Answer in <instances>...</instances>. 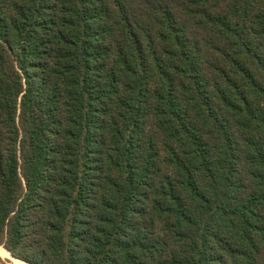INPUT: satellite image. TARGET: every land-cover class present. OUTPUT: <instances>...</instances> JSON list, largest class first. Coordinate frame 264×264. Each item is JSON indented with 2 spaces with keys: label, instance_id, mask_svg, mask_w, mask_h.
<instances>
[{
  "label": "trees",
  "instance_id": "1",
  "mask_svg": "<svg viewBox=\"0 0 264 264\" xmlns=\"http://www.w3.org/2000/svg\"><path fill=\"white\" fill-rule=\"evenodd\" d=\"M0 246L264 264V0H0Z\"/></svg>",
  "mask_w": 264,
  "mask_h": 264
},
{
  "label": "rangeland",
  "instance_id": "2",
  "mask_svg": "<svg viewBox=\"0 0 264 264\" xmlns=\"http://www.w3.org/2000/svg\"><path fill=\"white\" fill-rule=\"evenodd\" d=\"M1 247V246H0ZM2 248V247H1ZM3 249V248H2ZM6 251V250H5ZM8 254L4 253L2 250H0V264H21L19 261H15L12 259ZM24 264V263H22Z\"/></svg>",
  "mask_w": 264,
  "mask_h": 264
},
{
  "label": "bare ground",
  "instance_id": "3",
  "mask_svg": "<svg viewBox=\"0 0 264 264\" xmlns=\"http://www.w3.org/2000/svg\"><path fill=\"white\" fill-rule=\"evenodd\" d=\"M0 250H2L4 253H6V254H8V252L7 251H5L4 249H2L1 247H0ZM12 257V256H11ZM13 260H15V261H19V260H17V259H15L14 257L12 258ZM21 264L22 263H24V262H22V261H19ZM25 264V263H24Z\"/></svg>",
  "mask_w": 264,
  "mask_h": 264
}]
</instances>
